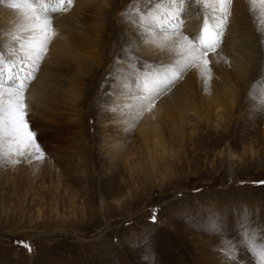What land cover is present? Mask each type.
<instances>
[{
    "label": "rangeland",
    "instance_id": "374dc122",
    "mask_svg": "<svg viewBox=\"0 0 264 264\" xmlns=\"http://www.w3.org/2000/svg\"><path fill=\"white\" fill-rule=\"evenodd\" d=\"M80 1L54 14L67 30H56L61 35L49 44L26 92L46 158L0 167V264H224L216 246L237 237L245 206L252 226L264 228V184L254 183L264 181V112L250 100V93L264 98V0L228 6L224 72L243 67L246 75L233 107L216 96V87H206L199 94L207 101L199 98L193 108L179 98L169 105L162 95L143 115L138 106L118 104L114 94L125 84L134 88L140 81L133 71L165 55L147 61L146 33L124 14L128 6L147 12L159 0H93V11L77 8ZM14 4L28 10L22 0H0L6 66L23 55L15 59L17 42L2 31L9 24L1 12ZM185 8L189 34L198 33L205 16H220L212 0H186ZM211 67L220 88L235 87V76L227 80ZM192 71L181 83L194 77ZM118 106L122 112L112 110ZM208 206L220 214L219 234L201 230ZM185 211L199 227L182 219ZM143 233L150 234L151 260L142 259L143 248L129 246ZM239 254L241 264H255L247 250Z\"/></svg>",
    "mask_w": 264,
    "mask_h": 264
},
{
    "label": "snow or ice",
    "instance_id": "6c2138e0",
    "mask_svg": "<svg viewBox=\"0 0 264 264\" xmlns=\"http://www.w3.org/2000/svg\"><path fill=\"white\" fill-rule=\"evenodd\" d=\"M195 2L208 4L209 0H195ZM212 2L219 5L220 16L211 18L205 16L203 26L197 34H189L185 25L183 15L186 13V0H159L155 8L147 12L140 8L124 14L134 26H142L143 32L146 33L145 42L162 51L165 58L155 65H142L141 67L145 69L143 72L133 71L131 75L140 83L135 84L134 88L125 84L122 91L115 93V96L121 98L117 101L118 104L138 106L139 114L143 115L144 112H151L155 107L156 98L169 93L190 71L198 70L204 83H208L213 78L212 57L219 56L222 50L230 15L228 6L233 0H212ZM22 3L32 14L29 20L34 26L28 29L32 38L26 44H20L23 55L18 61L9 59L8 66L4 54L0 53V167L32 164L46 158L39 140V132L31 122V105L26 103V92L30 88V82L35 79L40 62L48 52L49 44L59 36L54 27V14L67 11L64 5H70L72 0H22ZM13 7L19 8L20 5L14 4ZM145 17H148L146 23ZM36 21L40 23L36 25L34 23ZM250 100L255 111L264 112V98L257 100L250 93ZM112 110L122 112L119 106ZM125 128L127 130L126 125ZM254 183L264 184V181ZM202 211L207 213L208 223L201 230L209 234H219L220 214L213 213L211 206ZM251 215L245 206L238 216L237 237L226 247L223 246V242L216 246L215 250L223 256L224 264H241L243 261V256L239 254L241 249L252 254L255 264H264V228L253 227ZM181 217L186 223L197 225L195 215H188L185 211L181 213ZM150 219L153 223L157 222L155 213ZM240 225L244 228L241 229ZM256 232L260 233V240L255 238ZM20 243H24L28 251H34L29 244L23 241ZM129 246L143 248L144 260H151L154 256L148 233H143L130 241Z\"/></svg>",
    "mask_w": 264,
    "mask_h": 264
},
{
    "label": "bare ground",
    "instance_id": "6f19581e",
    "mask_svg": "<svg viewBox=\"0 0 264 264\" xmlns=\"http://www.w3.org/2000/svg\"><path fill=\"white\" fill-rule=\"evenodd\" d=\"M13 2L11 1L10 3H8V4H12ZM93 5H94V2H93V0H82V1H80V2H77V5H76V7L77 8H84V9H90L91 11H93L92 9H93ZM106 8V7H105ZM11 7L10 6H8V7H6V8H4L3 10H2V12H1V16L4 18V19H7V23L9 24V25H7V26H5L3 29H2V31H3V33L5 34V36L6 37H8V41H10L11 43H13V42H17V41H19V43L17 42L16 43V46L15 47H11V48H13V49H16V51H17V55H16V57H15V59L16 58H18V53H21V52H23L21 49H20V44H26V42L29 40V39H31L32 38V35H31V33H27L26 31L23 33V32H20L22 29H24V28H29V27H32L34 24H33V22H30V20H29V17H31V12L29 11V9L28 10H26L25 8H12L11 10ZM132 9H135V8H133V7H127V10H126V12H129L130 10H132ZM149 9H154V7H150V8H148V10ZM19 12L18 13V15L16 14V12ZM236 11V10H235ZM125 12V13H126ZM236 13V12H235ZM13 15L16 17V19H15V21L14 22H11V18H13ZM56 15V14H55ZM196 17H199L198 15L196 16ZM237 17V16H236ZM239 17V16H238ZM243 18V17H242ZM242 18H241V20H242ZM247 18H248V16H247ZM36 25H38L40 22L39 21H36V22H34ZM110 23V22H109ZM239 23V22H238ZM255 23V22H254ZM105 24V23H104ZM11 26V27H10ZM67 25H66V22L64 21V19L61 17V15H58V17H56V19H55V25H54V27H55V30H67V27H66ZM202 26H198L197 28H196V32H199V30H200V28H201ZM31 29V28H30ZM241 29V28H240ZM228 30V29H227ZM100 32H101V30H100ZM59 33V36L58 37H60V35H61V32L59 31L58 32ZM16 34V35H15ZM13 35H15L14 37L16 38V39H13L14 37H13ZM236 36V35H235ZM235 38L236 37H233L232 39H233V42L231 41V44H232V46H233V44H235ZM231 39V38H230ZM16 40V41H15ZM228 42V41H227ZM53 43V42H52ZM229 43V42H228ZM226 44V43H225ZM224 44V45H225ZM238 44V43H237ZM223 45V46H224ZM228 45H230V44H227V46ZM57 46H59V45H57ZM237 46V45H236ZM0 48L3 50L2 51V53L4 54V52H5V50L6 49H9V45L7 46L5 43H1L0 44ZM145 48L146 49H144L142 52L144 53V54H146V55H148V56H146V57H148L149 59L147 60V61H152V62H156V59L155 58H158V57H163L165 54L162 52V51H160L158 48H156L154 45H151V44H148L147 46H145ZM223 48V47H222ZM60 49V48H59ZM224 49V48H223ZM223 49H222V51H223ZM226 49H228V48H226ZM225 49V50H226ZM233 49V48H232ZM234 50V49H233ZM235 51V50H234ZM233 51H231L230 53H232ZM227 53V52H226ZM234 53V52H233ZM154 55H156V57L154 56ZM224 55V54H223ZM152 56H154V58H152ZM5 57V56H4ZM212 60H213V63H212V65H213V68H214V70L216 71V70H221V73H222V75H223V77L224 78H227V80L228 79H230L231 77V79H233V77L235 76V87H228L227 85V90H225L226 89V86L225 85H223V87L225 88H220L219 86L221 85L220 83V85H218V83H215V82H213V80H210V83L208 82V83H204L203 82V79H202V77L200 76V74H199V71L198 70H193L192 72H194V77H190L191 78V80L190 81H187V82H185V83H181L182 81H179L177 84H176V86L169 92V93H167L166 94V98H165V100H167L168 101V104H169V102L171 103V105L172 106H174V104H175V100L177 99L178 100V98H179V100H187V101H190V104L191 105H189L191 108H193V107H195L196 106V102H197V100L199 99V98H201L202 99V102L203 101H205V99H206V101H207V95H206V93H205V95L204 96H202V93L201 94H199V91H202L203 89H206V87H208V89H210V91L212 90V89H214L215 87L217 88V93H216V96H223V103H224V105L225 104H227V105H229V106H232L233 107V103H234V100H235V97H236V95H238V91L239 90H241V88H242V84H243V82H242V80H241V78H243V73H242V68L241 67H236L237 68V71H235L234 70V72H237V75L236 74H234V72L232 73H225L224 72V70H225V68L223 67V65H224V59H223V56L220 54L219 56H213L212 57ZM242 66V65H241ZM214 71V72H215ZM223 71V72H222ZM218 72V71H217ZM192 75H193V73H192ZM217 75H218V73H217ZM218 76H220V74L218 75ZM217 76V77H218ZM246 75H244V77H245ZM120 77H122V76H120ZM185 77V76H184ZM188 78V77H187ZM189 78V79H190ZM216 78V77H215ZM221 78V77H220ZM214 79V78H213ZM230 79V80H231ZM122 80H125V79H122ZM221 82V81H220ZM223 82V81H222ZM226 82V81H225ZM223 84V83H222ZM226 84H227V82H226ZM228 85H230L229 83H228ZM203 86L205 87V88H203ZM231 86H233V84L231 85ZM215 88V89H216ZM220 88V89H219ZM229 88V89H228ZM204 92V91H203ZM210 93V92H209ZM164 96V95H163ZM162 96V97H163ZM184 100V101H185ZM186 101V102H187ZM116 102V101H115ZM176 102H180V101H176ZM183 102V101H182ZM185 102V103H186ZM167 103V102H166ZM181 103V102H180ZM184 103V102H183ZM199 103V102H198ZM204 103V102H203ZM114 104V103H113ZM195 104V105H194ZM170 105V104H169ZM180 105V104H179ZM181 105H183V104H181ZM180 105V106H181ZM185 106H186V104H184ZM187 105V106H188ZM226 105V106H227ZM172 106H170V107H172ZM188 106V107H189ZM208 106V105H207ZM204 107H206V105L204 106ZM136 108H138V107H136ZM229 111V110H228Z\"/></svg>",
    "mask_w": 264,
    "mask_h": 264
}]
</instances>
